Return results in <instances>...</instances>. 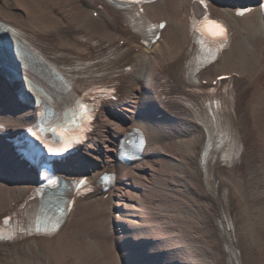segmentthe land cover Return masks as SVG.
Returning <instances> with one entry per match:
<instances>
[{
  "label": "bare ground",
  "instance_id": "1",
  "mask_svg": "<svg viewBox=\"0 0 264 264\" xmlns=\"http://www.w3.org/2000/svg\"><path fill=\"white\" fill-rule=\"evenodd\" d=\"M122 6L0 0V45L14 51L0 52V225L16 210L25 223L39 215L35 202L25 203L38 177L11 138L47 109V116L73 111L85 91L99 104L93 130L56 174L91 182L104 172L117 176L108 191L79 197L52 233L0 240V264H264V184L247 179L264 157V0H156L141 12ZM207 13L226 21L231 37L219 55L197 56L193 23ZM100 95L113 100L98 102ZM136 130L147 144L128 164L119 154ZM210 152L231 155V165L208 166ZM160 182L162 199H187V207L177 201L173 216L155 213ZM98 208L105 224L89 235L80 223ZM116 218L118 237L108 226ZM154 218L176 234L160 236ZM190 229L193 247L183 246Z\"/></svg>",
  "mask_w": 264,
  "mask_h": 264
},
{
  "label": "rangeland",
  "instance_id": "2",
  "mask_svg": "<svg viewBox=\"0 0 264 264\" xmlns=\"http://www.w3.org/2000/svg\"><path fill=\"white\" fill-rule=\"evenodd\" d=\"M247 179H248L249 186L250 185L257 186V185H259V183H260V185L263 186V184H264V157L262 158V160L256 161V162H254L252 164V169L248 172ZM159 184L156 187L157 188L156 189L157 192L154 191L155 193L153 194L154 196H158V197L155 198L156 202L152 201L153 205H154V212L155 213L157 212V213H160L161 215H162V213H164L165 215L173 216V213L170 212V211L172 209H174L175 203H178L177 201H179L181 203V205L178 206L179 209L181 208V206L184 207V209H185L187 207L186 203H188V204L190 203L187 199H185V201H187V202L180 201V200H176V201L173 200L174 202L173 201L170 202V200H166V198H165L166 196L165 195H164L165 199L164 198L162 199V182H160ZM181 209H183V208H181ZM95 210H98L101 213H98ZM95 210L94 209L88 210V212L85 213L87 215L88 219H85L84 222L83 221L81 223L79 222L81 224L80 228L81 227L83 228V226L86 227L87 230L85 232L87 234H89V235H92L91 233L94 231V229L100 228L101 227V226H99L100 224H102V227H103V224H105V217H104L105 210H104V208H102V209L98 208V209H95ZM116 212H117V209H111L110 214H113V213H116ZM252 212H253L252 214H254V211H252ZM96 218L99 219V220H97ZM162 218H163V216H162ZM162 218L161 219H158V218L155 219L154 218L153 222L149 221V220L148 221L152 222V225H156V227L158 228V230H156V231H157V233L160 236L162 235V229H163V230L166 231V233L167 232L169 233V234H167L168 239L172 238V235L176 234L177 231L176 232L172 231L171 230V226L170 225L168 226L169 222L168 223L167 222H163ZM94 219H95V221H93ZM182 219H183V217H182ZM115 221L113 222V224L112 223L108 224V226H110L109 232L112 233V234H115L114 236L118 237V236L121 235V232L119 231V218L118 219L116 218ZM183 222H184L183 224H185V226L186 225L188 226L190 224V222H188V220L186 221V220L183 219ZM185 226L184 227L182 226V228L185 229ZM103 230H104V228H103ZM192 230L190 229L188 231V233L186 232V230H184L185 233H186V236L185 235L182 236V237H185L184 240H183L184 242L181 243L183 246L186 245L187 247L188 246L193 247V243H189V241H190V239L192 237L190 238L187 235V234L191 235ZM185 239H186V241H185ZM162 241H165V240L162 239ZM116 247H117V245H116Z\"/></svg>",
  "mask_w": 264,
  "mask_h": 264
},
{
  "label": "snow or ice",
  "instance_id": "3",
  "mask_svg": "<svg viewBox=\"0 0 264 264\" xmlns=\"http://www.w3.org/2000/svg\"><path fill=\"white\" fill-rule=\"evenodd\" d=\"M238 15H242L243 13H237ZM163 27L164 25H159ZM193 30L198 31L201 35L200 43L202 45L215 43L216 41L226 39V31L224 26L215 20H211L207 16L204 17L202 21L198 24L196 21L193 23ZM208 51L211 53L212 49L209 48ZM107 179V177H105ZM80 184H84L85 181H80ZM2 238V237H0Z\"/></svg>",
  "mask_w": 264,
  "mask_h": 264
}]
</instances>
